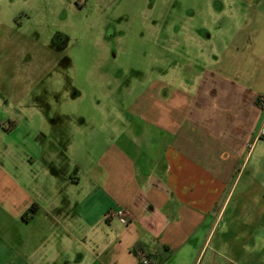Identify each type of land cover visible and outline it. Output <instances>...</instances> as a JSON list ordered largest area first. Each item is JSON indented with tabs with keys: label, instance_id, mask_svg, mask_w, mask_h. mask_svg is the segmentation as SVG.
<instances>
[{
	"label": "rangeland",
	"instance_id": "obj_1",
	"mask_svg": "<svg viewBox=\"0 0 264 264\" xmlns=\"http://www.w3.org/2000/svg\"><path fill=\"white\" fill-rule=\"evenodd\" d=\"M197 72L241 84L262 113L255 135L264 128L262 8L245 0H0V264H27L40 248L66 249L72 259L94 249L83 246L82 224L70 226L67 241L44 211L70 213L66 202L80 199L83 173L106 143L135 140L140 127L128 110L146 83L192 81ZM258 137L193 264H264Z\"/></svg>",
	"mask_w": 264,
	"mask_h": 264
},
{
	"label": "crops",
	"instance_id": "obj_2",
	"mask_svg": "<svg viewBox=\"0 0 264 264\" xmlns=\"http://www.w3.org/2000/svg\"><path fill=\"white\" fill-rule=\"evenodd\" d=\"M245 2L264 12V0ZM203 75L146 83L128 110L140 143L107 142L87 170L81 166L88 182L80 199L66 202L70 213L44 211L54 233L61 230L69 241L70 226L82 224L83 246L95 248L75 259L66 249L45 255L40 248L27 264H138V250L150 264L194 263L201 234L207 244L225 205L217 207L259 140L252 120L262 119L255 98L237 81ZM114 208L125 212L127 225L107 217Z\"/></svg>",
	"mask_w": 264,
	"mask_h": 264
},
{
	"label": "built area",
	"instance_id": "obj_3",
	"mask_svg": "<svg viewBox=\"0 0 264 264\" xmlns=\"http://www.w3.org/2000/svg\"><path fill=\"white\" fill-rule=\"evenodd\" d=\"M260 135H264V128H261ZM107 217H116V219H118V221L123 225H127L129 223V218L122 209H112L108 212ZM136 258L138 259V264H150L145 252L142 250L137 251Z\"/></svg>",
	"mask_w": 264,
	"mask_h": 264
},
{
	"label": "flooded vegetation",
	"instance_id": "obj_4",
	"mask_svg": "<svg viewBox=\"0 0 264 264\" xmlns=\"http://www.w3.org/2000/svg\"><path fill=\"white\" fill-rule=\"evenodd\" d=\"M109 36H112L111 28H108V29H107V38H108ZM61 40H62V39L59 38V39H58V42H60Z\"/></svg>",
	"mask_w": 264,
	"mask_h": 264
},
{
	"label": "trees",
	"instance_id": "obj_5",
	"mask_svg": "<svg viewBox=\"0 0 264 264\" xmlns=\"http://www.w3.org/2000/svg\"><path fill=\"white\" fill-rule=\"evenodd\" d=\"M35 208V207H34Z\"/></svg>",
	"mask_w": 264,
	"mask_h": 264
}]
</instances>
